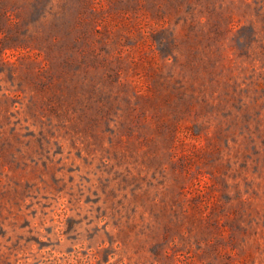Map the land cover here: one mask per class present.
I'll list each match as a JSON object with an SVG mask.
<instances>
[{
    "label": "rangeland",
    "instance_id": "1",
    "mask_svg": "<svg viewBox=\"0 0 264 264\" xmlns=\"http://www.w3.org/2000/svg\"><path fill=\"white\" fill-rule=\"evenodd\" d=\"M0 264H264V0H0Z\"/></svg>",
    "mask_w": 264,
    "mask_h": 264
}]
</instances>
